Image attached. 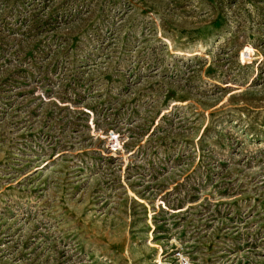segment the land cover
<instances>
[{
    "label": "rangeland",
    "instance_id": "1",
    "mask_svg": "<svg viewBox=\"0 0 264 264\" xmlns=\"http://www.w3.org/2000/svg\"><path fill=\"white\" fill-rule=\"evenodd\" d=\"M0 264H264V0H0Z\"/></svg>",
    "mask_w": 264,
    "mask_h": 264
}]
</instances>
